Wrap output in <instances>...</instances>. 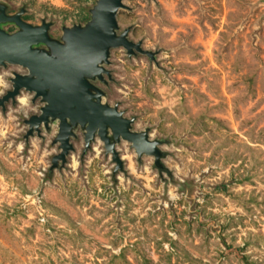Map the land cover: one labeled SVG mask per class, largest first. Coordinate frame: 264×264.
Masks as SVG:
<instances>
[{"label":"rangeland","instance_id":"1","mask_svg":"<svg viewBox=\"0 0 264 264\" xmlns=\"http://www.w3.org/2000/svg\"><path fill=\"white\" fill-rule=\"evenodd\" d=\"M95 2L0 5L47 23L61 43ZM121 4L114 33L152 56L110 48L105 73L88 82L129 131L156 143L160 168L119 138L114 170L96 134L84 148L76 125L64 162L49 169L57 120L24 137L44 103L21 89L0 107V264H264V0ZM13 73L26 70L0 66V97Z\"/></svg>","mask_w":264,"mask_h":264},{"label":"water","instance_id":"2","mask_svg":"<svg viewBox=\"0 0 264 264\" xmlns=\"http://www.w3.org/2000/svg\"><path fill=\"white\" fill-rule=\"evenodd\" d=\"M121 7V0H96L89 21L82 27L64 28L60 43L47 36V23L31 26L20 19V12L8 16L0 5V24L12 23L17 28L12 33L0 28V66L8 63L26 70L23 75L12 74L11 89L0 97V107L21 89L32 92L33 98L39 97L44 103L38 114L24 120L27 125L24 137L38 132L39 125L46 128L49 121L57 120L52 143H59V151L51 156L49 169L64 162L71 150L69 137L73 136L72 129L76 125L85 131L84 148L96 134L105 152L110 154L114 170L120 167L113 147L119 139L117 135L130 143L136 156H151L153 164L160 168L156 143L148 140L144 132L129 131V121L115 107L100 103L101 92L88 82L94 77L101 79V74L105 73L99 64L106 62L110 48L121 46L128 55L137 52L149 58L152 56L141 50L138 43L128 41L126 30L118 35L114 33L115 14ZM38 44L46 50L37 48ZM107 129L110 135H107Z\"/></svg>","mask_w":264,"mask_h":264},{"label":"bare ground","instance_id":"3","mask_svg":"<svg viewBox=\"0 0 264 264\" xmlns=\"http://www.w3.org/2000/svg\"><path fill=\"white\" fill-rule=\"evenodd\" d=\"M118 47H121V46H118ZM115 48V47H114ZM123 48V47H122ZM100 65V64H99ZM97 131V129L94 130V133ZM118 138L121 139V137L119 135H117ZM124 140V139H123Z\"/></svg>","mask_w":264,"mask_h":264},{"label":"built area","instance_id":"4","mask_svg":"<svg viewBox=\"0 0 264 264\" xmlns=\"http://www.w3.org/2000/svg\"><path fill=\"white\" fill-rule=\"evenodd\" d=\"M30 196H33V197H34V196H36V195H30Z\"/></svg>","mask_w":264,"mask_h":264},{"label":"flooded vegetation","instance_id":"5","mask_svg":"<svg viewBox=\"0 0 264 264\" xmlns=\"http://www.w3.org/2000/svg\"><path fill=\"white\" fill-rule=\"evenodd\" d=\"M1 25V24H0Z\"/></svg>","mask_w":264,"mask_h":264}]
</instances>
